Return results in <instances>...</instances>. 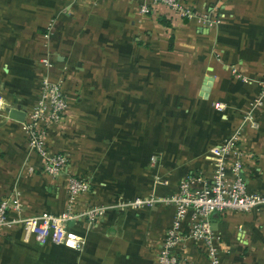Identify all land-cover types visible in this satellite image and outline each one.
Here are the masks:
<instances>
[{
  "label": "crops",
  "instance_id": "1",
  "mask_svg": "<svg viewBox=\"0 0 264 264\" xmlns=\"http://www.w3.org/2000/svg\"><path fill=\"white\" fill-rule=\"evenodd\" d=\"M144 1L0 0V200L17 188L25 214H58L71 176L91 183L81 210L168 194L189 174H212L210 150L232 134L264 81V0H185L219 18L213 26L161 4L141 14ZM45 56L54 57V68L42 64ZM65 67L69 107L47 143L71 157L53 178L6 108L17 101L31 109L43 79L59 80ZM255 116L258 128L243 136L242 176L250 191L264 194V107ZM155 175L170 183L156 184ZM174 215V206L159 202L110 211L93 225L72 222L85 238L81 249L9 228L0 231V264H157ZM212 221L221 264H264V212L228 211ZM183 253L209 264L199 245L186 242Z\"/></svg>",
  "mask_w": 264,
  "mask_h": 264
},
{
  "label": "built area",
  "instance_id": "2",
  "mask_svg": "<svg viewBox=\"0 0 264 264\" xmlns=\"http://www.w3.org/2000/svg\"><path fill=\"white\" fill-rule=\"evenodd\" d=\"M158 4L165 6L171 15L182 19H195L208 26L220 22L219 18L212 17L208 12L196 11L185 0H145L140 5L141 14H150ZM41 62L48 69L55 67L53 56H45ZM66 70L67 67L61 73L63 77L57 81L49 76L43 79L37 102L27 111L23 121L30 150L39 155L44 171L53 178L67 169L71 157L69 152L52 150L47 143L49 131L61 123L69 107L64 92ZM216 107L221 108L219 103ZM263 107L264 81L232 134L222 144L210 150L208 157L214 162L210 176L198 171L182 178L174 192L164 195L151 193L118 204L93 203L81 210L76 205L80 197L90 191L91 183L83 176H71L66 207L58 214H25L21 192L16 188L0 200V231L21 227L43 244L51 241L81 249L85 238L72 229V222L86 220L93 225L110 211L150 207L160 202L174 206L175 215L157 251V264H195L183 253L186 242L201 246L209 264H221L220 236L213 225V214L228 211L264 212V194L250 191L242 176L244 160L249 154L243 144L244 132L247 128H258L255 111ZM2 109L4 102L0 98V111ZM151 163L156 166L158 156H152ZM27 170L33 172L35 168L29 166ZM155 183L168 185L170 182L161 175H155ZM186 221L189 225L184 230Z\"/></svg>",
  "mask_w": 264,
  "mask_h": 264
},
{
  "label": "water",
  "instance_id": "3",
  "mask_svg": "<svg viewBox=\"0 0 264 264\" xmlns=\"http://www.w3.org/2000/svg\"><path fill=\"white\" fill-rule=\"evenodd\" d=\"M211 79L212 78H210L208 80L207 86H205L204 90H208L209 89V86H210V84L212 82ZM27 110L28 109H27L26 106H23V105L19 104L17 101H15L12 106H8L6 108V111L8 112L10 118L19 120L21 122H23L25 120V118L27 116ZM214 214H218V212H215Z\"/></svg>",
  "mask_w": 264,
  "mask_h": 264
}]
</instances>
